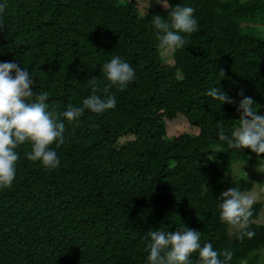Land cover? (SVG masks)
<instances>
[{
  "label": "trees",
  "instance_id": "16d2710c",
  "mask_svg": "<svg viewBox=\"0 0 264 264\" xmlns=\"http://www.w3.org/2000/svg\"><path fill=\"white\" fill-rule=\"evenodd\" d=\"M165 1L142 17L136 0H0V61L27 67L30 88L48 92L51 110L79 106L90 78L98 95L116 98L114 108L64 121V142L49 145L60 160L54 170L24 158L27 142L17 146L16 175L0 188V264H146L147 231H173L177 222L218 253L230 250L228 264L256 260L264 247V225L252 220L259 204L251 206L250 237L220 221L216 208L219 192L250 183L204 185L210 147L226 155L225 167L251 152L227 149L215 133L217 124L235 125L239 89L264 111V0ZM176 4L193 9L198 30L182 48L161 49L152 15L167 19ZM113 55L128 61L135 79L105 93L100 65ZM211 86L234 103L206 96ZM178 112L196 134L165 137L163 117ZM196 259L191 253V264Z\"/></svg>",
  "mask_w": 264,
  "mask_h": 264
},
{
  "label": "clouds",
  "instance_id": "9594fccd",
  "mask_svg": "<svg viewBox=\"0 0 264 264\" xmlns=\"http://www.w3.org/2000/svg\"><path fill=\"white\" fill-rule=\"evenodd\" d=\"M146 8L140 13L142 17L146 16ZM192 13L190 6L176 4L167 9V19L152 15L150 23L156 30L155 39L161 49L182 48L186 43V35L198 30L197 19ZM100 71L107 81L103 86L105 93L112 86L124 89L135 79V69L118 55L103 62ZM32 76L27 67L18 66L15 61H0V188L10 187L16 175L18 145L25 142L29 145V150L23 153L26 160L38 162L46 171L54 170L60 160L55 148L49 145L54 143L58 147L64 142V121L78 120L85 110L99 114L116 105L113 94H97V81L90 78V92L81 98L79 106L68 104L57 113L46 102L49 97L47 91L33 92L30 88L34 83ZM223 76L224 71L220 69L218 77ZM204 94L219 104L234 103L233 98L219 87L211 86ZM237 96L241 97L235 102L238 119L227 131L224 125L217 124L216 138L227 149L240 152L246 147L256 154V170L264 173V157L259 156L264 153V111L257 112L261 105L255 103L252 97L244 96L243 89L237 91ZM206 159L212 161L214 156L209 154ZM241 164L237 162L236 168L241 170ZM260 190L264 191V187ZM216 199L219 220L237 227L242 234L250 237L253 233L245 230L251 216L253 197L237 187H228L219 192ZM145 240L146 264H191L190 254L194 252L197 254L195 264H228L232 258L230 250L218 253L210 241L201 244L200 232L179 222L173 231H167L163 225L148 230Z\"/></svg>",
  "mask_w": 264,
  "mask_h": 264
},
{
  "label": "rangeland",
  "instance_id": "374dc122",
  "mask_svg": "<svg viewBox=\"0 0 264 264\" xmlns=\"http://www.w3.org/2000/svg\"><path fill=\"white\" fill-rule=\"evenodd\" d=\"M148 3V6H147ZM165 5L163 7V5ZM136 5L138 8V14L141 15L143 8L145 13L148 9L153 7L165 8V0H136ZM162 56H165L166 62L170 60L167 58L165 52H161ZM165 123V137L170 138L177 132H185L188 134H196L198 128L196 126L189 125L184 115L180 112L176 113L173 119L168 117H163ZM130 137H122L118 142H123ZM212 154L214 159L212 161L205 160L206 172H205V185L204 188L207 190L211 184H214L217 179H221L227 182L246 180L250 183V189L243 191L244 193L251 195L254 199V203H258V213L257 216L252 220L257 224L264 225V191H261V187H264V173L258 172L256 170V165L258 164V159L254 153L250 152L245 160L233 159L230 160L228 165L224 166V161H226V155L216 146H212L207 151V155ZM237 162H242L241 170L236 168ZM219 173V174H216ZM232 232V231H231ZM257 252V258L253 263H250V255L248 258L240 261L239 264H264V247L260 248Z\"/></svg>",
  "mask_w": 264,
  "mask_h": 264
}]
</instances>
